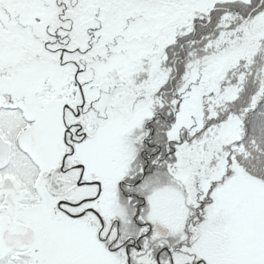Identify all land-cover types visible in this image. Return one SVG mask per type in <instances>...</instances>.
<instances>
[{"label": "snow or ice", "instance_id": "snow-or-ice-1", "mask_svg": "<svg viewBox=\"0 0 264 264\" xmlns=\"http://www.w3.org/2000/svg\"><path fill=\"white\" fill-rule=\"evenodd\" d=\"M0 264H264V0H0Z\"/></svg>", "mask_w": 264, "mask_h": 264}]
</instances>
